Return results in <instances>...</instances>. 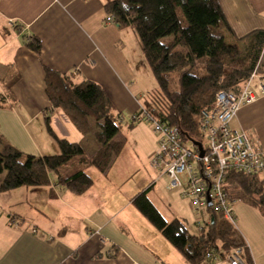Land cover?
I'll return each mask as SVG.
<instances>
[{"label": "crops", "instance_id": "1", "mask_svg": "<svg viewBox=\"0 0 264 264\" xmlns=\"http://www.w3.org/2000/svg\"><path fill=\"white\" fill-rule=\"evenodd\" d=\"M107 1L0 0V93L7 99L0 108V135L5 141L38 156L58 152L47 131L46 117L57 136L72 142L84 139L48 101L45 68L73 71L77 81L98 83L119 112L133 114L143 106L141 99L147 87L145 79L138 78V68L146 67L139 39L133 27H120L106 19ZM219 3L230 27L226 40L240 51L249 46L254 32L264 31V0ZM31 35L40 39V52L25 44ZM229 127L246 133L254 147L264 151V94L242 106ZM150 148L154 173L148 187H156L163 202L149 199L162 215V210H169L174 217L188 219L190 202L179 189H167L169 179L151 166L157 149L155 136ZM108 170L102 174H109ZM113 181L119 182L116 177ZM102 183L107 189L103 190V185L93 188V183L83 194L52 183L20 186L33 193L34 202L38 201L37 210L43 218L37 222L44 225H34V214L31 219H21L11 212L4 216L0 205V264H190L132 205L131 197L122 204L106 200L108 187L111 196H125L118 192L119 184ZM16 189L9 190L21 191L14 198L0 194V204L21 202L24 192ZM91 191L98 195L89 202L85 195ZM231 209L237 231L248 244L251 261L264 264V217L243 199L234 198ZM71 219L78 226L69 225Z\"/></svg>", "mask_w": 264, "mask_h": 264}, {"label": "trees", "instance_id": "2", "mask_svg": "<svg viewBox=\"0 0 264 264\" xmlns=\"http://www.w3.org/2000/svg\"><path fill=\"white\" fill-rule=\"evenodd\" d=\"M104 9L118 26L133 27L144 63L157 82V87L147 92L144 105L132 114L133 119L140 116L138 120L144 117L151 123L160 121L176 127L182 141L203 145L201 121L216 94L239 92L254 70L264 75V31L254 32L249 46L240 51L226 40L230 27L219 0H109ZM25 44L35 52L41 50L35 35ZM44 70L45 93L51 106L59 109L84 139L90 136L96 148L88 152L79 142L57 136L49 117L45 123L57 144L56 153H27L0 135V173L5 172L0 192L52 183L83 194L94 183L87 169L106 173L123 147L124 141L115 140L123 125V113L115 109L98 83L77 81L73 71ZM6 104V95L0 93V108ZM71 160L76 163L68 168ZM227 182L241 192H229L231 201L246 200L247 195V201L264 217V180L259 175L230 172ZM150 187L132 196V205L190 264H210L208 252L223 259L233 247L244 244L235 226L212 207L208 211L213 217L196 232L179 217L167 220L149 199ZM245 257L252 264L248 250Z\"/></svg>", "mask_w": 264, "mask_h": 264}, {"label": "built area", "instance_id": "3", "mask_svg": "<svg viewBox=\"0 0 264 264\" xmlns=\"http://www.w3.org/2000/svg\"><path fill=\"white\" fill-rule=\"evenodd\" d=\"M106 19L111 20L110 17ZM261 94H264V75L256 70L239 92L219 91L216 94L214 104L201 121V131L208 137L207 145H201L202 154L198 146L181 140L176 127L160 121L152 123L157 149L151 166L169 179L167 189H179L190 202L197 231L209 221L208 207L220 212L235 226L232 201L226 188L230 172L264 176V151L256 149L246 133L229 127L237 111L256 101ZM144 115L149 118L146 113ZM248 248L244 242L233 247L223 259L215 257L213 252H208L206 257L212 260L210 264H250L245 257Z\"/></svg>", "mask_w": 264, "mask_h": 264}, {"label": "rangeland", "instance_id": "4", "mask_svg": "<svg viewBox=\"0 0 264 264\" xmlns=\"http://www.w3.org/2000/svg\"><path fill=\"white\" fill-rule=\"evenodd\" d=\"M127 28H129L127 30H132L130 27H127ZM127 37H129V35ZM135 40L137 42L138 39H135ZM143 60H144V55H143ZM145 67H146L145 69H142L141 67L138 68V71H140L138 78L145 79L144 86L147 87L141 99V103H143V105H144V102L147 96L146 95L147 92L157 87V82H156V79L151 69L149 68L148 65H145ZM133 118L134 117L132 116L131 113H128V114L123 113V125L121 126V130L115 137V140H122L124 141V143H123V147L121 151L119 152L117 156H115L111 166L109 167L108 172L110 171V173L103 175L95 168L87 169V173L94 180L93 188L100 189V186L103 185L102 182H108V183L112 182L114 183V185L119 184L117 190L118 192H120V194H125L124 197H121L119 193H117L115 196H111V194L109 193V187H108L107 193L105 194L106 200H113V201L117 200L119 204H122L126 200V198L128 199L134 196L137 192L142 191L143 189L147 188L152 182V179H153L152 173H154V170L150 168V154L152 153L151 148H150V141L152 140V136H155V138H157L156 135L153 134V124L149 122L147 119H145L144 117L142 118V120H137ZM79 143L81 146H83L85 151H88V152H91L93 149L96 148L95 147L96 144H94V142H91L90 136L85 139H82L81 142ZM202 143L203 145H207L208 143L207 135H204L202 137ZM25 152L32 153L28 151H25ZM75 163L76 161L71 160L68 162L67 167L71 168L72 165ZM4 175H5L4 171L0 173V183ZM107 177L108 179H110V181H108ZM115 177L119 180L118 183H115L113 181ZM259 177L262 178L263 175H260ZM19 188H24V187H17L16 189V190H23L22 192H24L23 193L24 198H22V201L13 203L7 206H5V204H0L1 207H3L2 213H4V216H8L11 212L12 215L13 214L19 215L21 219H24L23 217H26L27 219H31V217L34 214L36 215V220H34L33 223L34 225H37V228L38 227L40 228L44 224H39L37 222L38 219L43 218L42 214L39 213V211L37 210L39 207L37 206L38 201L34 202V200L32 199V196H33L32 192L25 191L26 189H19ZM226 188L231 194H235V192L238 194L241 193L239 188L236 185H233L229 182H226ZM105 189H107V185H103V190ZM8 192L9 193H5V194L4 192H0V194H2L3 197H9V198L13 197L14 198L21 191H15V193H13V191H8ZM100 194H103V193L101 192ZM97 195L98 194L95 191H91L87 193V195H85L87 196L85 198L87 199V201H89L88 199L90 200L96 199ZM147 195L151 200L153 199L158 204H160V201H162L161 198H163L162 195L157 191L156 187H151L147 191ZM244 198H246L245 201L249 199L247 195H244ZM254 208L257 209L256 207ZM163 211L164 210H162V213L167 220H171L175 216V214H173V212L171 213L169 210H167V212L166 211L163 212ZM209 214H210L209 217L212 218L213 213H209ZM15 217L18 218L17 216ZM186 217H188V219H183V218L181 219L184 221L187 228L191 232H196L197 228L193 223L194 212L192 209H191V212H189V214L186 215ZM24 223H25V220H23V224ZM68 223L69 225L71 224V226L73 227L78 226V223H76L74 219L69 220ZM237 227L238 226L235 225V229L238 230Z\"/></svg>", "mask_w": 264, "mask_h": 264}, {"label": "water", "instance_id": "5", "mask_svg": "<svg viewBox=\"0 0 264 264\" xmlns=\"http://www.w3.org/2000/svg\"><path fill=\"white\" fill-rule=\"evenodd\" d=\"M196 146H198L199 150L201 151V154L203 153V150H202V147H201V144L200 143H197V142H193ZM208 205H210V200L208 198Z\"/></svg>", "mask_w": 264, "mask_h": 264}]
</instances>
